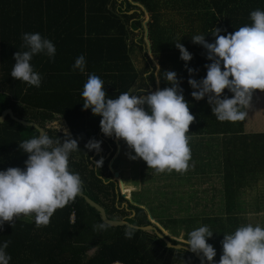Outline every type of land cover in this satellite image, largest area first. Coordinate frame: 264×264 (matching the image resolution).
Masks as SVG:
<instances>
[{
  "label": "trees",
  "instance_id": "16d2710c",
  "mask_svg": "<svg viewBox=\"0 0 264 264\" xmlns=\"http://www.w3.org/2000/svg\"><path fill=\"white\" fill-rule=\"evenodd\" d=\"M134 2L150 15L146 23L150 49L164 71L177 74L182 94L196 90L188 79L204 78L205 65L211 63L203 46L192 42V36L203 34L206 41L214 42L211 34L214 28L222 30L220 35H226L251 24V11L264 10V0H0V112L9 107L16 116L39 122L51 138L63 140L64 131L51 123L61 120L80 148L70 154L69 169L80 175L82 193L100 204L109 219L146 226L151 222L146 209L139 205L146 203H130L118 193L117 183L107 167L106 155L114 151L112 137L101 132V116L83 109L81 96L89 74L104 81L108 98H116L123 92L133 94L131 90L137 81L135 95H145L140 90L154 85L152 64L141 38L143 10ZM25 32L40 33L56 48L53 58L39 53L30 61L42 77L38 88L10 74L15 63L13 54L28 50L22 47L21 34ZM177 42L192 54L190 61L180 59ZM136 46L138 51L143 50L144 64L140 67L132 56ZM80 55H84L86 62L83 73L72 67ZM188 68L194 71L190 74ZM171 86L161 78L160 89ZM144 107L148 110L147 105ZM39 135L36 127L6 114L0 120V171L8 167L24 169L28 154L19 143ZM92 139L101 142V151L85 147ZM222 139L229 145L219 162L223 164L226 181L224 214L204 213L201 222L195 225L196 217L185 215L179 220L176 217L164 220L159 214L166 211L149 208L151 217L162 228L173 236L181 235L185 241L190 231L207 225L213 235L206 239L216 249L213 260L217 264L224 234L247 224L240 217L244 209L237 204L240 189L236 184L264 179V174H254L264 173V154H257L258 148L264 152V132L224 134ZM101 158L103 164L98 169L95 162ZM247 188L251 189L250 184ZM178 221L186 227L182 234L174 228ZM260 221H264V216ZM260 221L255 223L264 227ZM101 223L104 222L100 212L78 195L74 202L57 209L47 226L36 227L34 218L23 216L13 224L5 222L0 230V245L11 241L5 249L11 256L9 264H200L191 252L166 246L153 230L104 223L108 225L106 230L94 232L93 226ZM126 230L133 231L132 238L125 237Z\"/></svg>",
  "mask_w": 264,
  "mask_h": 264
},
{
  "label": "clouds",
  "instance_id": "9594fccd",
  "mask_svg": "<svg viewBox=\"0 0 264 264\" xmlns=\"http://www.w3.org/2000/svg\"><path fill=\"white\" fill-rule=\"evenodd\" d=\"M249 16L251 24L226 35H220L222 30L214 28L211 31L214 42L206 41L203 34L192 36V42L203 46L211 63L205 65L204 78L188 79V84L196 89L191 96L197 101L207 97L213 115L220 122L243 121L251 107L253 91H264V10H253ZM21 39L22 47L28 50L13 54L15 63L10 74L38 88L42 77L34 71L30 61L39 53L53 58L55 45L38 32L22 33ZM175 46L180 59L185 62L192 59V54L182 44L177 42ZM85 63L84 55H80L72 67L83 73ZM193 71L188 68L190 74ZM164 78L171 87L147 95L123 92L116 98H108L104 81L96 74H89L81 93L83 109H91L93 115L101 116L100 130L105 136L114 134L126 142L135 153L128 154L130 159H142L148 169L158 174L172 171L184 174L190 167L191 148L187 134L195 116L182 94L177 74L166 71ZM225 89L233 93L231 98L223 96ZM100 145V141L92 139L85 147L99 152ZM19 146L28 154L24 161L26 167H8L0 171V230L5 222L13 224L21 216L34 218L36 227L47 226L57 209L74 202L83 191L80 175L69 169L70 154L80 148L66 128L63 140L53 139L41 131L38 137L24 140ZM95 163L99 169L103 159ZM107 227L101 223L93 229L94 232L104 231ZM132 235V230L125 231L126 238ZM212 235L213 231L202 225L190 231L184 241L191 252L201 255V264L205 260L217 264L213 260L216 249L206 239ZM10 243L6 240L0 245V264H9L11 260L5 251ZM221 244L218 264H264V227L259 224L237 227L232 233L224 234Z\"/></svg>",
  "mask_w": 264,
  "mask_h": 264
},
{
  "label": "crops",
  "instance_id": "0c3cea01",
  "mask_svg": "<svg viewBox=\"0 0 264 264\" xmlns=\"http://www.w3.org/2000/svg\"><path fill=\"white\" fill-rule=\"evenodd\" d=\"M232 95L233 93L231 92H224L223 94V96L229 98H231ZM183 96L185 100L188 101L190 112L195 116V121L190 124L189 133L187 134L190 137V167L184 174H179L175 171L171 173L165 172V174H169V180H172L175 185L180 188H178L179 193L183 192L184 195H188L187 200L189 201H185V203L181 205L182 207L192 208L196 207V204H199L201 208H206V205L210 209L212 207L208 205L219 201L220 197H222V208H224L226 203V181L222 175L224 174L223 164L219 162H222L220 160H223L229 145L227 146V142H225L226 139H222V136L224 134L234 133L264 132V91H253L251 107L247 109L248 115L243 121L235 123L218 121L211 111V105L207 102V97L197 101L191 96V93H184ZM223 96L221 98H223ZM250 121L254 129H251ZM201 146L203 150L199 151L196 155L195 148ZM258 149L260 152L258 150L257 154L259 156L263 155V150L260 148ZM254 174L264 173L255 172ZM216 178L220 179L219 185L212 182ZM250 182L251 183L243 182L241 185L236 184L240 189H238L239 191L237 192L238 195H240L237 204H241L239 205L241 209H249L251 207L261 208V202H264V199L260 198L259 192L255 191L257 189H264V179L259 178L258 182ZM180 184H182V186ZM249 184L251 189L247 188ZM216 186H218L219 189L214 190ZM164 191L165 190L161 191L159 194L163 195L165 193ZM214 195H218L216 197L218 199L212 200V196ZM163 205H165V203ZM262 206H264V203Z\"/></svg>",
  "mask_w": 264,
  "mask_h": 264
},
{
  "label": "rangeland",
  "instance_id": "374dc122",
  "mask_svg": "<svg viewBox=\"0 0 264 264\" xmlns=\"http://www.w3.org/2000/svg\"><path fill=\"white\" fill-rule=\"evenodd\" d=\"M140 9L143 11L142 15V41L144 42L145 45V52L147 54L148 59L150 60L152 64V71L153 76H154V85L152 89L146 88L144 92L145 95L148 93L154 92L157 89H160V83L161 78L163 79L164 73L166 71L163 70V67L159 63V60L157 59V56L151 51L150 49V43L149 40L146 39L145 34H146V23L147 20L149 19L150 15L147 13L145 9H143L140 5L136 4ZM142 52L143 50L138 51V47H134V50L132 52L133 59L135 61V64L140 67L144 64V59L142 57ZM159 67H158V66ZM166 70V69H165ZM169 71V70H167ZM139 81H137L134 86L132 87V92L134 91V95L137 92V86H138ZM137 95H140V93H137ZM248 122V121H247ZM51 123H53V126L58 127L64 131L66 128L65 125H63V122L59 119L53 120ZM251 125V121H250ZM67 129V128H66ZM251 129H254V126L251 125ZM112 141L114 143V151L111 154L110 152L106 155L107 157L109 156V160L107 162V167L112 173V179H114L117 183V191L118 193L124 198L126 201L135 204L134 202L138 203H146V204H139L143 206L146 211L147 215L149 217V220L151 221H156L155 217H151L150 215V207H154L155 211L160 209L161 211H168V214L165 212H162L159 214L160 216L162 215V219L166 220L167 217H176V219L179 220V217L181 216H193L196 217L197 221H195V225L200 221V216H202L204 213H210L209 215L214 216V215H222L224 214V208H222L223 204V199L220 197L219 201H216L215 203H210V207L208 208L206 205V208H201L199 204H196V207L192 208H184L181 205L189 200H187V196L184 195L183 192L179 193L178 192V186L175 185V183L172 180H169V174L164 173H156L154 169L149 168L146 165V162H144L142 159H136L132 160L129 158V153L132 155H135L134 151L130 149L126 142H123V139H118L114 136V134L111 136ZM196 155L198 154L199 151L203 150V147H196ZM114 164V165H113ZM116 167V169L113 168ZM114 171L117 172V176H114ZM119 181H120V186H119ZM214 184L219 185L220 179H214L212 181ZM182 186V184H180ZM217 190L219 189L218 186L214 187ZM180 189V188H179ZM121 190V191H120ZM165 190L163 195H160L159 193L161 191ZM259 192L260 198L264 199V189H257L255 190ZM124 193V194H122ZM209 194V193H207ZM218 195L212 196V200H216ZM167 198V199H166ZM184 199V201H183ZM173 200V201H172ZM165 203V205L163 204ZM262 204L264 202H261ZM170 204V205H168ZM261 208L257 207H251L249 209H244L240 213V217H242V220L244 222L248 223H255L257 221H260L263 219L264 216V206ZM158 207V209H157ZM167 208V209H166ZM204 210V211H200ZM210 210V211H208ZM159 211V210H158ZM264 221H260L262 223ZM158 223V222H157ZM160 227V223H158ZM254 226L257 225L256 223L253 224ZM262 226H264V223H262ZM175 230L182 234L183 230H186L185 226L181 225V223L178 221V223L174 226ZM164 229V228H163ZM165 230V229H164ZM166 231V230H165ZM171 237H173L176 241L181 238V235L179 237L171 235L168 231H166ZM191 264V263H190ZM209 264V262L207 263Z\"/></svg>",
  "mask_w": 264,
  "mask_h": 264
},
{
  "label": "water",
  "instance_id": "95a60500",
  "mask_svg": "<svg viewBox=\"0 0 264 264\" xmlns=\"http://www.w3.org/2000/svg\"><path fill=\"white\" fill-rule=\"evenodd\" d=\"M135 4H138L140 5L143 9L144 7L137 3V2H134ZM146 39H147V32H146ZM153 88V85H149L148 86V89H152ZM8 114L11 118H13L14 120L16 121H19L21 123H24V125H29V126H34L36 127L40 132L43 131L45 132V129L40 125L39 122L35 121V120H29V119H26V118H23V117H19V116H16L12 110L9 108V107H5L1 110L0 112V120L3 119V117ZM114 176H117V172L114 171ZM120 181H119V186H120ZM123 194V193H122ZM80 196H82L84 198V200L90 204L91 206H93L94 208H96L100 214H101V217H102V220L104 223L106 224H111V225H120V224H123V225H126V226H129V227H133L135 229H141V230H153L155 232V234H157V236L159 238H161L166 246L168 247H172V248H176V249H180V248H184L185 250H187L188 252H191L188 248L187 245H185L184 243V239L182 238H179L177 240L178 243L176 244H173L169 241L168 238H172L174 239L173 237H171L162 227H160L157 223V221H150L151 224L149 225H146V226H138V225H134V224H131L130 222L128 221H125L123 219H119V220H111L109 219V217L106 215V212H105V209L100 205L98 204L97 202H95L94 200H92L91 198H89L87 195L83 194L81 192ZM195 258H197L199 261H200V264H201V255H198L196 253H193L191 252ZM204 264H205V261H204Z\"/></svg>",
  "mask_w": 264,
  "mask_h": 264
},
{
  "label": "built area",
  "instance_id": "2783aa9c",
  "mask_svg": "<svg viewBox=\"0 0 264 264\" xmlns=\"http://www.w3.org/2000/svg\"><path fill=\"white\" fill-rule=\"evenodd\" d=\"M72 219H73V216H71ZM114 264H122V263H119V262H113ZM111 264V263H110Z\"/></svg>",
  "mask_w": 264,
  "mask_h": 264
}]
</instances>
